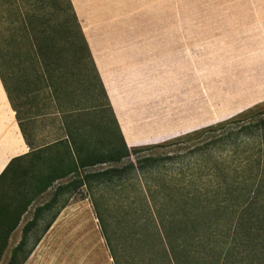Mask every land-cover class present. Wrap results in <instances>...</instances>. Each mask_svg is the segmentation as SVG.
Wrapping results in <instances>:
<instances>
[{"label": "trees", "instance_id": "trees-1", "mask_svg": "<svg viewBox=\"0 0 264 264\" xmlns=\"http://www.w3.org/2000/svg\"><path fill=\"white\" fill-rule=\"evenodd\" d=\"M90 64L91 50L72 0H0V78L19 119L22 99L42 101L51 92L81 86ZM234 123H242L240 129L260 126L256 139L264 147L263 102L163 143L129 148L119 134L106 151L81 144L74 159L66 147L52 146L13 157L0 173V263L30 209L32 216L5 264H24L60 211L81 194L91 201L113 264H198L184 215L176 220L175 202L157 200L172 192L166 185L142 182V175L148 179L142 163L155 160L147 151ZM141 152L136 162L119 168L118 162Z\"/></svg>", "mask_w": 264, "mask_h": 264}, {"label": "crops", "instance_id": "crops-1", "mask_svg": "<svg viewBox=\"0 0 264 264\" xmlns=\"http://www.w3.org/2000/svg\"><path fill=\"white\" fill-rule=\"evenodd\" d=\"M72 2L94 64L84 70L81 86L51 92L42 101L19 104L20 119L0 78V173L13 157L35 149L66 147L74 159L81 144L89 150L106 151L109 141L119 134L131 148L189 132L210 123L209 118L198 121L210 116V108L196 111L194 104L192 117L200 118L187 121L173 135L159 136L161 132L152 131L162 115L165 85L174 86L180 82L175 79L178 77L210 75L205 72L206 65L204 72L197 71L199 61L264 60L260 56L264 55V0ZM186 91L190 93V89ZM189 93L182 90L174 98L186 99ZM210 100V95L204 97L207 107ZM246 105H237L235 111ZM124 122L132 129L131 138L126 136ZM147 126L151 128L148 134L138 133ZM21 235L17 227L5 259Z\"/></svg>", "mask_w": 264, "mask_h": 264}, {"label": "rangeland", "instance_id": "rangeland-1", "mask_svg": "<svg viewBox=\"0 0 264 264\" xmlns=\"http://www.w3.org/2000/svg\"><path fill=\"white\" fill-rule=\"evenodd\" d=\"M204 65L210 75L178 77L175 79L180 82L174 86H164L162 115L152 128L154 133L173 135L187 121L199 119L192 117L194 104L196 111L210 108V116L198 120L204 122L209 118L210 123L193 129L196 130L217 123L220 115L227 114L221 120L228 119L264 102V60L199 61L197 71L204 72ZM240 73L243 74L237 75ZM184 79L190 80L183 83ZM182 90L189 96L174 98ZM243 92L250 93L238 96ZM209 95L207 107L203 100ZM243 104L247 105L235 111L237 105ZM241 124H230L199 138L147 151L155 160L142 163L148 177L142 175V182L147 180L151 187L166 185L172 192L157 200L175 202L176 211L179 208L176 220L184 215L183 226L192 235L194 254L200 264H264V147L256 139L261 127L255 123L240 129ZM123 128L131 138L130 125L124 122ZM150 131L147 126L138 133ZM144 153L131 154L118 162L119 168L130 161L136 162L137 156ZM32 212L30 209L23 216L19 230ZM171 213L170 204L168 214ZM24 264H113L88 197L77 194L70 199Z\"/></svg>", "mask_w": 264, "mask_h": 264}]
</instances>
